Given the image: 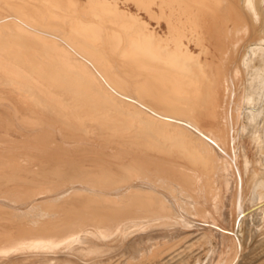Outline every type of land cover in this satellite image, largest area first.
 Returning <instances> with one entry per match:
<instances>
[{
	"label": "bare ground",
	"instance_id": "1",
	"mask_svg": "<svg viewBox=\"0 0 264 264\" xmlns=\"http://www.w3.org/2000/svg\"><path fill=\"white\" fill-rule=\"evenodd\" d=\"M258 219L264 0H0V264H238Z\"/></svg>",
	"mask_w": 264,
	"mask_h": 264
},
{
	"label": "rangeland",
	"instance_id": "2",
	"mask_svg": "<svg viewBox=\"0 0 264 264\" xmlns=\"http://www.w3.org/2000/svg\"><path fill=\"white\" fill-rule=\"evenodd\" d=\"M215 186H218V183H215ZM215 189H218V187H214ZM222 201V200H221ZM182 203H183V206H185L184 207V209H186V210H184V209H182L183 211L182 212H184V213H182L184 216H188V215H190V216H188L189 218L191 217V218H193V219H191V222L192 223H197V221H199L200 222V220L202 219V218H204V221H205V226H206V228H208V229H210L211 231H213V232H215L216 234H218L217 232H219V234H218V236L220 237L221 236V238H223V240H225V242L223 243V247L221 246V247H219L222 243H220L219 241L217 242V239H214V240H212V241H214V242H210V237L209 236H207L206 238L209 240H207V241H204V240H200V242H198L196 245H195V247H194V254H196V253H199V254H202L203 256H202V260H205L207 257H205V254H204V252H206V251H208L209 249H210V247H213V248H216V249H218V250H216L215 249V252L218 254V253H220L221 254V258L222 259H226L227 258V255L229 254V251H230V249L231 248H228L227 249V246L229 245V246H231L232 245V243H231V240H232V234H231V231H232V228H231V224L227 221L228 219H227V217H226V215H223V213H218L217 211V213L215 214V216H214V219L213 218H210V219H208L209 217H206L207 219L205 220V216H202V217H200L199 215H197V211L196 212H193L194 210L192 209V206H191V209L189 208L190 207V203H185L184 201H182ZM186 204V205H185ZM189 204V205H188ZM187 205H188V207H187ZM189 210H188V209ZM191 210V211H190ZM188 211V212H187ZM189 213V214H187V213ZM192 212V213H191ZM185 213H186V215H185ZM193 214V215H192ZM217 216V217H216ZM224 216V217H223ZM199 217V218H198ZM188 218V219H189ZM198 218V219H197ZM217 219V220H216ZM193 220V221H192ZM196 220V221H195ZM208 220V222H210V220H212L213 222H211V223H208V222H206ZM224 220V221H223ZM203 220L201 221V222H204ZM217 221V222H216ZM198 222V223H199ZM258 222V223H257ZM260 222V223H259ZM218 223V224H217ZM211 224V225H210ZM215 224H216V226H215ZM220 224V225H219ZM218 225V226H217ZM223 225V226H222ZM259 225V226H258ZM262 225V226H261ZM247 226V227H246ZM256 228H255V227ZM214 227V228H213ZM222 227V228H221ZM224 227H225V229H226V231H225V229H224ZM249 227V225H245V228H246V230L248 229V231L246 232L245 230H244V243H243V249H242V252L244 253V255H243V253L241 252V255H240V259H239V261H238V264H264V224H263V222H262V220L260 219H258V220H256V222H253V224H252V226H251V228L249 229L248 228ZM254 228V229H253ZM216 229V230H215ZM252 229V230H251ZM203 231L204 232H206L207 231V229H206V231L203 229ZM230 231V232H229ZM258 233H257V232ZM201 232H202V230H201ZM249 232L251 233V234H249ZM226 233H228V234H226ZM248 233V234H247ZM207 234H209L208 233V231H207ZM247 234V235H246ZM260 234H261V236H260ZM249 235V236H248ZM254 235V236H253ZM258 235V236H257ZM218 237V238H219ZM210 238V239H209ZM229 239V241H228V239ZM249 238H251L250 240H249ZM205 239V238H204ZM261 239V240H260ZM260 240V241H259ZM263 240V241H262ZM227 241V242H226ZM254 241V242H253ZM258 243H257V242ZM206 242H209L208 244L206 243ZM250 242V243H249ZM201 243V244H200ZM211 243V244H210ZM215 244V245H214ZM218 244H220V245H217ZM244 244H245V247H244ZM255 244V245H254ZM199 245V246H198ZM202 245H203V247H202ZM207 245V246H206ZM255 246H257V247H255ZM197 247H200V248H202V249H204L203 250V253H202V249H200V248H197ZM221 250H220V249ZM224 248V249H223ZM252 248V249H251ZM249 249V250H248ZM260 249V250H259ZM251 251V252H250ZM255 251V252H254ZM226 253V254H225ZM254 253V254H253ZM259 255V256H258ZM262 256V257H261ZM244 257V258H243ZM247 258V259H246ZM242 259V260H241ZM258 259V260H257ZM254 260V261H253ZM251 261V262H250ZM246 262H248V263H246ZM192 264H194V263H192Z\"/></svg>",
	"mask_w": 264,
	"mask_h": 264
}]
</instances>
